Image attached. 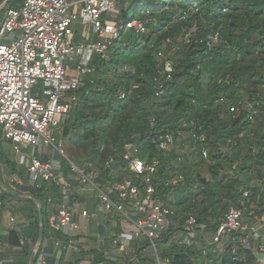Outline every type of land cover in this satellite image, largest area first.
Listing matches in <instances>:
<instances>
[{"label": "trees", "instance_id": "16d2710c", "mask_svg": "<svg viewBox=\"0 0 264 264\" xmlns=\"http://www.w3.org/2000/svg\"><path fill=\"white\" fill-rule=\"evenodd\" d=\"M19 2L8 0L6 6L17 7ZM192 8L196 12L178 20ZM3 11L4 8L0 9V19ZM116 18L147 19L148 31L136 37L123 31L109 48L108 58L93 56V71L83 74L81 84L73 92L77 108L61 123L56 141L71 140L78 152L69 161L94 174L96 181L103 184L130 176L123 170L125 144L129 141L137 143L142 159L160 160L152 179L153 197L175 209V223L193 215L205 227L204 234L195 228L197 246L186 244L187 233L170 226L157 243L160 257L168 256L174 264H191L192 259L193 264H264L250 248L238 247L240 258L235 259L230 251L235 243L226 242L224 252L220 253L215 244L203 239L205 235L211 240L218 220L238 205L240 190L247 187L244 171L250 170L252 180L263 176L264 0H118ZM192 28L194 31H189ZM212 36L216 39L212 40ZM75 39H81L78 31ZM158 51L167 54L173 72L172 80L165 85V94L155 99L153 77L159 67ZM120 90L130 92L120 99ZM246 101L257 109L253 123L247 118V107H241L238 114L229 110L232 104ZM191 132L202 134V141L192 138ZM169 138H173L175 148L168 152L160 149L158 143ZM5 143L1 139L0 165L21 178L11 153L2 147ZM181 143L186 144L183 151ZM109 157L113 158L112 168L105 166ZM61 161L65 179L72 187L80 185L70 164ZM234 163L236 169L229 172ZM20 170L26 172L25 167ZM206 173L213 183L207 180ZM201 177L206 178L205 183ZM58 191L57 186L42 179L29 186V194L42 207L43 240L53 237L46 199L49 194L57 198ZM250 191L254 196L257 189L252 187ZM19 201L30 206V210L22 207L19 211L28 219H35L31 224V239L35 242L37 208L31 199ZM71 203L73 195L69 193L68 204ZM262 211L264 195L257 207V212ZM13 237L10 243L19 244V235L14 231L10 232V238ZM42 244L43 241L36 257ZM75 253L76 258L67 264L80 263L79 256L84 252ZM100 257L94 252L93 262L102 261ZM136 260L137 264L154 263L152 258L139 254Z\"/></svg>", "mask_w": 264, "mask_h": 264}, {"label": "built area", "instance_id": "2783aa9c", "mask_svg": "<svg viewBox=\"0 0 264 264\" xmlns=\"http://www.w3.org/2000/svg\"><path fill=\"white\" fill-rule=\"evenodd\" d=\"M6 4L0 19V132L13 153L20 156V163L26 165L31 185L42 179L48 185L61 188L63 198L58 205L52 194L47 197L48 225L53 231L72 237L79 229L77 218L87 217V211L68 204L70 184L64 177L61 159L53 154L39 157L38 149L50 147L64 155L54 131L77 108L73 92L81 84L83 74L93 71V56L108 58L109 48L121 38L123 31H130L134 37L146 33L147 19L118 20V0H20L17 7ZM194 12L196 8L186 10L178 20ZM76 31L80 40L75 39ZM211 39L215 40L216 36ZM156 56L159 67L153 77V98L160 99L165 94L166 83L172 80L173 64L163 51H158ZM129 92L120 90L119 98L124 99ZM241 107L248 108L247 118L253 123L257 109L252 103L232 104L229 110L238 114ZM153 120L151 116V126ZM190 136L199 141L203 139L202 134L194 132ZM158 145L167 152L175 148L173 138ZM185 145L181 143V151ZM202 150L206 156V150ZM139 151L137 143L125 144L123 170L130 176L109 184L96 181L94 174L71 161L69 164L80 187L96 194L97 210L117 219L115 243L121 249L125 250L133 241H145L153 252L154 264H174L170 257H160L157 253V243L163 233L170 226L180 228L187 233L185 243L198 246L195 228L204 234L205 227L193 215H188L180 224L173 221L175 209L153 197L152 179L160 160L142 159ZM181 159L177 157L178 161ZM112 164L113 158L109 157L105 166L112 168ZM236 166L234 163L229 172ZM252 187L257 189L254 196ZM240 194L238 205L229 208L218 220L211 240L205 235L203 239L215 244L220 253L224 252L226 242L235 243L230 250L235 259L240 258L238 247L250 248L264 263V211L257 212L258 201L264 195V170L263 176L247 182ZM14 220V217L9 219L11 229ZM194 262L192 259L191 264Z\"/></svg>", "mask_w": 264, "mask_h": 264}, {"label": "crops", "instance_id": "0c3cea01", "mask_svg": "<svg viewBox=\"0 0 264 264\" xmlns=\"http://www.w3.org/2000/svg\"><path fill=\"white\" fill-rule=\"evenodd\" d=\"M6 143L12 149V146L8 142ZM41 147L38 149V154L43 157L57 153L50 147ZM14 160L16 165L19 163L18 165L21 168L25 167L26 172L24 174L26 179L19 178L16 173H11L7 167L0 165V264H29L32 251L35 249L39 237V220L38 237L33 242L31 239V234H33L31 224L35 222V219H28L19 211L22 207L30 210L29 205L24 206L19 200L31 199L37 211L38 206H41V204L34 200L28 192L31 184L26 165L21 164L20 161L18 162L16 158ZM68 183L70 184L69 181ZM57 188L59 191L57 198L54 196V199H57L54 201L55 205H58L63 198L61 188ZM9 191H13L17 195L11 194ZM69 193L73 195V203L71 204H76L80 209L86 210L88 216H79L77 218L79 229L72 237L67 233L53 231L49 227L53 237L45 240L42 238V251L37 257L36 252L35 264H53L55 262L56 264H67L76 258L78 254L75 252L79 250L84 252V255L79 256L82 257L79 264H137L136 258L138 254L140 256H148L154 261L153 252L145 245V241H133L125 250L115 243L118 233L117 219L97 210L95 206L97 197L94 192L83 190L80 185L72 187L70 184L68 195ZM10 217L15 219L13 229L9 225ZM12 231L19 235V244L17 245L10 243L11 239L14 241V237L10 238V232ZM69 240H71V243H69ZM142 243L145 244L142 245ZM94 252L99 253L100 258L103 260L94 263ZM48 257L49 259H47ZM130 257L133 258L130 259Z\"/></svg>", "mask_w": 264, "mask_h": 264}, {"label": "rangeland", "instance_id": "374dc122", "mask_svg": "<svg viewBox=\"0 0 264 264\" xmlns=\"http://www.w3.org/2000/svg\"><path fill=\"white\" fill-rule=\"evenodd\" d=\"M3 2H4V1H3ZM3 2H2V3H3ZM2 3H1V4H2ZM78 29H79L81 32L84 31V29H83L82 27H78ZM59 131H60V128H59V129H56L54 132H55V134H58ZM1 139H3V135H2V133L0 132V141H1ZM3 140H4V139H3ZM5 141H6V140H5ZM6 142H7V141H6ZM57 143H59L60 146H61V148L63 149V151H64V155L61 156V155H59L58 153H56L55 156L58 157V158L61 159V160L64 159L65 161H67V162L69 163V158H72V157L75 155V153L78 152L77 149L74 148L72 141H71V140H68V139L64 140V139H58V138H57ZM2 147L4 148V150H5L7 153H8V152L11 153V155H10L11 157H10V158H13V157L15 156L16 160L19 162V160H20V156L15 155L13 152H11L10 146L7 145V143H5ZM42 147H45V146H42ZM42 147H41V148H42ZM45 148H48V147H45ZM39 157H43V156H42L41 154H39ZM15 158H14V159H15ZM18 164H19V163H18ZM18 164H17L16 168H17L19 174L21 175V178L26 179L25 174L20 170V169H21V166L18 165ZM2 166H3V165H2ZM243 174H244V175H243L244 179H246L247 182H250V180L252 179V175H251V173H250V170H249V171H248V170H247V171H244ZM205 176H206L207 180H209V181H211V182L213 183V179L211 178V176H210L208 173H206Z\"/></svg>", "mask_w": 264, "mask_h": 264}, {"label": "water", "instance_id": "95a60500", "mask_svg": "<svg viewBox=\"0 0 264 264\" xmlns=\"http://www.w3.org/2000/svg\"><path fill=\"white\" fill-rule=\"evenodd\" d=\"M6 1L5 0L1 5H0V9L3 8L6 4ZM200 176V175H199ZM201 181L202 183H205L206 182V178L204 177H201ZM9 193L11 194H14V195H17L15 192L13 191H9ZM38 220H39V237H38V241L36 243V246H35V249L32 251V254H31V257H30V261H29V264H34V258H35V255H36V252H37V249L42 241V238H43V218H42V208L41 206H38Z\"/></svg>", "mask_w": 264, "mask_h": 264}]
</instances>
